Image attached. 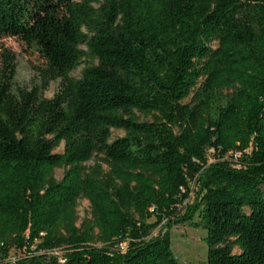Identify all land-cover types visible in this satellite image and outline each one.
I'll return each mask as SVG.
<instances>
[{
  "label": "trees",
  "instance_id": "obj_1",
  "mask_svg": "<svg viewBox=\"0 0 264 264\" xmlns=\"http://www.w3.org/2000/svg\"><path fill=\"white\" fill-rule=\"evenodd\" d=\"M2 38L43 62L14 93L0 47V259L177 264L187 224L206 264H264V0H0Z\"/></svg>",
  "mask_w": 264,
  "mask_h": 264
},
{
  "label": "rangeland",
  "instance_id": "obj_2",
  "mask_svg": "<svg viewBox=\"0 0 264 264\" xmlns=\"http://www.w3.org/2000/svg\"><path fill=\"white\" fill-rule=\"evenodd\" d=\"M214 46L215 44H211ZM0 47L10 51L14 55L15 59V74L12 80V92H16L18 89H30L35 85L39 84L36 69L41 66L42 59L37 51L33 48H29L18 42L14 38H2L0 39ZM85 64H81L75 70L69 73L72 78H78L80 72ZM59 88V80L51 81L46 90L42 92V97L45 99H50ZM229 90L222 91V95L225 96L229 94ZM191 98V94L182 101V103H188ZM140 120H149V118H142L139 116ZM110 140L122 137L124 132L119 129H111ZM62 147L59 146L55 153H60ZM209 160L211 156H209ZM211 161V160H210ZM98 162V158L93 157L90 161L86 162L85 166H92ZM63 169H54L52 172V177L55 181H59L62 177ZM191 188V193L189 198L184 202L185 205L182 206L181 213L186 208L190 206L194 199L197 187L193 184H189ZM245 212L247 208L243 209ZM75 226L79 227L83 220L89 219V204L84 199H79L76 201L75 205ZM164 230H160L156 227L150 234V237H155L160 235ZM168 235L170 239V250L175 258L177 264H206V245L203 241L205 232L201 229H193L187 224H177L168 230ZM95 247H100L99 243L94 244ZM33 250V248H31ZM61 250H53L46 252L47 256H59ZM236 248L232 249V253H237ZM23 252L15 250L14 248L9 249L7 257L5 259H0V264H13L17 259L23 256ZM35 255H40L42 252L34 253Z\"/></svg>",
  "mask_w": 264,
  "mask_h": 264
}]
</instances>
